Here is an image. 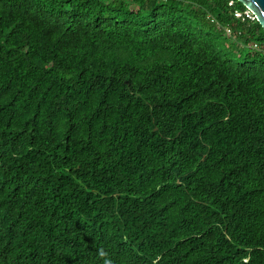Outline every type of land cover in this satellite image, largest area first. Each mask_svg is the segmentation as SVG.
Masks as SVG:
<instances>
[{
	"label": "trees",
	"instance_id": "obj_1",
	"mask_svg": "<svg viewBox=\"0 0 264 264\" xmlns=\"http://www.w3.org/2000/svg\"><path fill=\"white\" fill-rule=\"evenodd\" d=\"M106 260L264 264V29L239 0H0V264Z\"/></svg>",
	"mask_w": 264,
	"mask_h": 264
},
{
	"label": "water",
	"instance_id": "obj_2",
	"mask_svg": "<svg viewBox=\"0 0 264 264\" xmlns=\"http://www.w3.org/2000/svg\"><path fill=\"white\" fill-rule=\"evenodd\" d=\"M264 29V0H239Z\"/></svg>",
	"mask_w": 264,
	"mask_h": 264
},
{
	"label": "clouds",
	"instance_id": "obj_3",
	"mask_svg": "<svg viewBox=\"0 0 264 264\" xmlns=\"http://www.w3.org/2000/svg\"><path fill=\"white\" fill-rule=\"evenodd\" d=\"M101 255H104V253L101 252ZM105 264H111V262L106 260V261H105Z\"/></svg>",
	"mask_w": 264,
	"mask_h": 264
},
{
	"label": "built area",
	"instance_id": "obj_4",
	"mask_svg": "<svg viewBox=\"0 0 264 264\" xmlns=\"http://www.w3.org/2000/svg\"><path fill=\"white\" fill-rule=\"evenodd\" d=\"M248 14V12H246ZM236 16H240V13H235Z\"/></svg>",
	"mask_w": 264,
	"mask_h": 264
},
{
	"label": "rangeland",
	"instance_id": "obj_5",
	"mask_svg": "<svg viewBox=\"0 0 264 264\" xmlns=\"http://www.w3.org/2000/svg\"><path fill=\"white\" fill-rule=\"evenodd\" d=\"M248 12V11H247ZM249 14V13H248Z\"/></svg>",
	"mask_w": 264,
	"mask_h": 264
}]
</instances>
